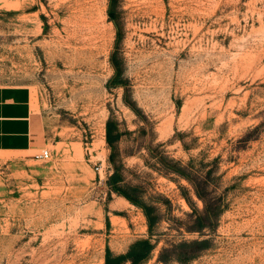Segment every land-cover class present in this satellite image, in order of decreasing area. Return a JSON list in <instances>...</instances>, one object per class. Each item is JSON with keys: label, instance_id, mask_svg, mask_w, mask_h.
<instances>
[{"label": "rangeland", "instance_id": "rangeland-1", "mask_svg": "<svg viewBox=\"0 0 264 264\" xmlns=\"http://www.w3.org/2000/svg\"><path fill=\"white\" fill-rule=\"evenodd\" d=\"M12 85L51 157L0 151V264H106L148 238L139 264H264V0H0ZM193 179L218 213L201 231Z\"/></svg>", "mask_w": 264, "mask_h": 264}, {"label": "crops", "instance_id": "crops-1", "mask_svg": "<svg viewBox=\"0 0 264 264\" xmlns=\"http://www.w3.org/2000/svg\"><path fill=\"white\" fill-rule=\"evenodd\" d=\"M43 127L29 86H0V151L30 154L43 150Z\"/></svg>", "mask_w": 264, "mask_h": 264}, {"label": "trees", "instance_id": "trees-1", "mask_svg": "<svg viewBox=\"0 0 264 264\" xmlns=\"http://www.w3.org/2000/svg\"><path fill=\"white\" fill-rule=\"evenodd\" d=\"M116 82H119L117 79ZM120 180V174L115 173L111 177V183L113 186L114 184H118ZM197 194L200 198H203L206 203V210L202 215H196L195 217V224L192 227L194 230L201 231L203 228L208 224V222H213L215 218H217V208L213 206L212 200L208 199L206 196V181H202L200 179H193L192 180ZM117 192L126 197L128 200L133 202L136 205L143 207L145 214L149 221V228L151 235L154 232L155 224L158 222V218L153 215L152 210L149 207L143 205L142 201L139 199V195L136 194L138 188L131 187L129 185H125L123 187H115ZM209 245L208 239H196L191 241H183L177 248V255L179 260L181 261H189L197 256L202 250L206 249ZM155 249V245L152 243L151 239H140L137 240L130 246L129 251L125 255H121L118 257H112L111 253H108L107 263L106 264H120L123 261H130L132 264H139L142 261L146 260L153 250ZM168 250L164 249L161 253V259L166 260L168 258Z\"/></svg>", "mask_w": 264, "mask_h": 264}, {"label": "built area", "instance_id": "built-area-1", "mask_svg": "<svg viewBox=\"0 0 264 264\" xmlns=\"http://www.w3.org/2000/svg\"><path fill=\"white\" fill-rule=\"evenodd\" d=\"M39 158H42L44 160H48L51 157V152L48 149H44L42 153L36 155Z\"/></svg>", "mask_w": 264, "mask_h": 264}]
</instances>
